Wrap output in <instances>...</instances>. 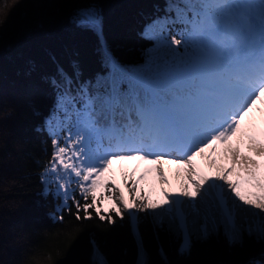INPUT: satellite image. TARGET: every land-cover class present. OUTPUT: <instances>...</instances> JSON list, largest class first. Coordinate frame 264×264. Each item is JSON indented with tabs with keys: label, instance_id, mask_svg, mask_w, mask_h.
<instances>
[{
	"label": "snow or ice",
	"instance_id": "1",
	"mask_svg": "<svg viewBox=\"0 0 264 264\" xmlns=\"http://www.w3.org/2000/svg\"><path fill=\"white\" fill-rule=\"evenodd\" d=\"M173 10L179 38L160 37L145 68L94 95L82 90L80 108L60 97L63 119L50 132L52 155L40 177L45 194L54 186L77 220L94 211L113 224L112 214H127L134 232L136 213L151 210L157 226L187 233L189 217L210 198L206 218L219 216L231 239L241 232L237 213L255 210L247 230L264 240V0H174ZM73 23L97 30L101 22L89 10ZM157 184L162 199L153 200ZM248 264H264V255Z\"/></svg>",
	"mask_w": 264,
	"mask_h": 264
},
{
	"label": "trees",
	"instance_id": "2",
	"mask_svg": "<svg viewBox=\"0 0 264 264\" xmlns=\"http://www.w3.org/2000/svg\"><path fill=\"white\" fill-rule=\"evenodd\" d=\"M173 2L63 0L51 6L44 22L9 28L0 19V264H73L81 256L83 264H93L95 248L108 264H138L139 245L127 214L123 220L112 214L113 224L94 211L92 219L77 220L71 200L60 207L62 198L52 185L45 194L40 177L52 155L50 132L63 119L60 97L67 93L80 108L82 90L94 95L107 87V53L126 69L115 71L114 81L145 68L157 55L160 37L168 38L170 26L178 25L172 23ZM89 10L100 18L102 39L97 30L73 23ZM210 207V198L200 201L199 217H189L188 252L181 251L183 233L167 222L154 224L151 210L136 213L144 264H248L264 255V240L247 230L257 219L255 210L237 213L241 239L231 241L219 216L206 218ZM201 223L211 229L205 238L194 232Z\"/></svg>",
	"mask_w": 264,
	"mask_h": 264
},
{
	"label": "rangeland",
	"instance_id": "3",
	"mask_svg": "<svg viewBox=\"0 0 264 264\" xmlns=\"http://www.w3.org/2000/svg\"><path fill=\"white\" fill-rule=\"evenodd\" d=\"M63 0H0V19L7 21V25H10L9 28H12L14 25H25L28 26L33 22H44L49 15L51 6L54 4H59ZM114 167L118 168V164L114 165ZM125 168H128L129 165H125ZM132 167V166H131ZM207 170V169H206ZM117 182L121 184L123 187V181L120 179L119 172H117ZM147 189L148 185H144ZM159 192V185L155 186V191L153 194H157ZM161 195V194H160ZM161 198V197H160ZM203 220V219H202ZM220 221L223 224L225 233L229 236L231 241H239L241 239L240 235L236 240L230 238V233L228 232V226L223 222L220 218ZM197 237L205 238L207 233L211 232L210 227H207L205 230V226L203 223L200 224V229L194 230ZM135 235L137 236V241L139 245V256H138V264L142 261L144 264L145 253L143 247L140 242V236L138 229L135 231ZM187 241V246L182 248ZM190 244V238L188 237L187 233H183V242L181 246V251L188 252ZM93 259L102 258V254L100 251L95 248L92 253ZM84 256L80 258H76L73 260V264H83L84 262L81 260ZM104 260V259H103ZM108 264V263H107Z\"/></svg>",
	"mask_w": 264,
	"mask_h": 264
},
{
	"label": "bare ground",
	"instance_id": "4",
	"mask_svg": "<svg viewBox=\"0 0 264 264\" xmlns=\"http://www.w3.org/2000/svg\"><path fill=\"white\" fill-rule=\"evenodd\" d=\"M168 175H169V178L173 181V187L170 189V191H176V192H178L179 191V186L176 183L174 177L172 176V173L169 172Z\"/></svg>",
	"mask_w": 264,
	"mask_h": 264
}]
</instances>
